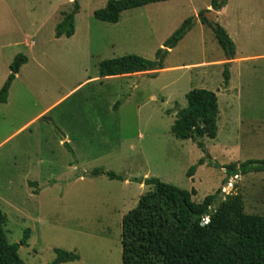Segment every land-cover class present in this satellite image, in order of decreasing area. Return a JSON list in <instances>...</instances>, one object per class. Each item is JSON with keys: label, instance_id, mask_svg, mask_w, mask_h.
Segmentation results:
<instances>
[{"label": "rangeland", "instance_id": "obj_1", "mask_svg": "<svg viewBox=\"0 0 264 264\" xmlns=\"http://www.w3.org/2000/svg\"><path fill=\"white\" fill-rule=\"evenodd\" d=\"M109 1L78 0L75 35L57 39L74 0H0V90L17 77L0 106V210L10 244L31 231L19 250L26 264H52L56 249L80 258L64 264H122V220L150 178L195 190L198 203L219 190V203L240 196L246 214L264 216V173L226 183L225 169L264 159V0H228L220 12L216 23L238 56L229 86L228 61L200 20L212 0L151 4L115 25L95 18ZM187 20L184 39L166 48ZM128 55L163 60L165 69L100 77L102 62ZM19 57L26 62L16 73ZM194 89L218 96V134L204 138L205 150L171 133ZM97 169L127 180L92 176Z\"/></svg>", "mask_w": 264, "mask_h": 264}, {"label": "trees", "instance_id": "obj_2", "mask_svg": "<svg viewBox=\"0 0 264 264\" xmlns=\"http://www.w3.org/2000/svg\"><path fill=\"white\" fill-rule=\"evenodd\" d=\"M172 0H111L104 9L95 12L99 21L118 24L126 11ZM228 0H212L211 7L220 11ZM73 11L56 27L55 37L71 38L75 35V19L80 12L78 0ZM201 12L200 20L212 28L228 63L225 64V85L230 82V61L235 59L236 45L223 27L211 23ZM192 20L182 27L164 45L174 49L190 30ZM161 52L159 53V55ZM166 54V53H165ZM165 57V56H164ZM26 58L19 57L20 66ZM16 68L13 66L12 68ZM164 69L163 60L150 61L136 55L104 61L100 65V77H118L139 73L158 72ZM18 73V72H16ZM157 77V74L153 75ZM15 79L12 74L0 90V105L8 101L9 91ZM188 106L178 111L171 133L180 140H192L205 150L204 138L216 139L220 109L216 93L206 89H194L187 96ZM201 160L198 165H203ZM196 166L189 171L193 177ZM227 180L236 176L264 173L263 160H248L225 167ZM105 175L110 180L126 181L114 172L97 169L92 176ZM137 181V180H136ZM150 190L141 196L137 207L122 220V264H264V216L244 212L240 196H231L219 203L221 190L195 202L196 191H187L166 184L158 178L140 181ZM8 218L0 210V264H26L19 255L22 246L28 244L30 230L20 243L10 244L6 225ZM52 264L73 263L80 258L76 253L56 249Z\"/></svg>", "mask_w": 264, "mask_h": 264}, {"label": "crops", "instance_id": "obj_3", "mask_svg": "<svg viewBox=\"0 0 264 264\" xmlns=\"http://www.w3.org/2000/svg\"><path fill=\"white\" fill-rule=\"evenodd\" d=\"M227 4H228V2H227ZM225 7H227V5H226ZM225 7H224V8H225ZM73 8H74V5H73ZM73 8L71 9V11H70L69 13H71V12L73 11ZM224 8H223V9H224ZM207 9L212 10L211 5L208 6ZM223 9H221L220 11H216V13L218 14V18H219L220 12H221ZM69 13H63V14H61V22L65 19V15H66V14H69ZM79 13H80V12H79ZM217 20H218V19H217ZM61 22H60V23H61ZM75 22H76V19H75ZM60 23H59V24H60ZM59 24H58V25H59ZM58 25H57V26H58ZM202 25H204V24H202ZM204 26H206V25H204ZM75 29H76V28H75ZM225 31L228 33V31H227L226 29H225ZM75 32H76V31H75ZM228 35H229V33H228ZM229 36H230V35H229ZM65 38H66V37H65ZM224 57H225V55H224ZM237 58H238V56H237V53H236V55H235V59L237 60ZM235 59H234V60H235ZM242 60H245V59H242ZM164 69H165V68H164ZM164 69H163V70H164ZM160 72H161V71H160ZM140 74H141V73H140ZM10 76H11V75H10ZM10 76H9V77H10ZM230 76H231V74H230ZM118 77H124V76H118ZM16 78H17V77H16V75H15V79H16ZM108 78H111V77H108ZM15 79H14V80H15ZM104 79H106V78H104ZM7 80H8V79H7ZM7 80H6V82H7ZM230 81H231V77H230ZM6 82H5V83H6ZM13 82H14V81H13ZM229 84H230V82H229ZM229 84H228L227 86H229ZM4 85H5V84H4ZM12 85H13V83H12ZM11 88H12V86H11ZM11 88H10V90H11ZM9 95H10V91H9ZM217 97H218V96H217ZM8 99H9V96H8ZM7 102H8V101H7ZM5 104H6V103H5ZM1 105H4V104H1ZM1 105H0V106H1ZM116 107H117V105L115 106V108H116ZM50 109H51V108L47 109V110L45 111V113H46L48 110H50ZM41 115H42V114H41ZM64 140L67 141L66 138H65ZM66 144H68V143H66Z\"/></svg>", "mask_w": 264, "mask_h": 264}, {"label": "water", "instance_id": "obj_4", "mask_svg": "<svg viewBox=\"0 0 264 264\" xmlns=\"http://www.w3.org/2000/svg\"><path fill=\"white\" fill-rule=\"evenodd\" d=\"M205 17L207 18L209 22L215 24L218 19V14L216 13L215 10L212 9L205 13ZM16 72H18V68H16Z\"/></svg>", "mask_w": 264, "mask_h": 264}]
</instances>
